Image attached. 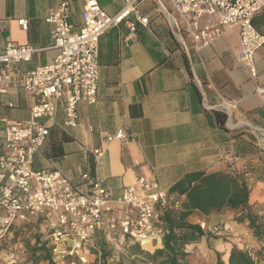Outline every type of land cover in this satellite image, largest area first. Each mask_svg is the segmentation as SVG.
<instances>
[{"label":"crops","instance_id":"1","mask_svg":"<svg viewBox=\"0 0 264 264\" xmlns=\"http://www.w3.org/2000/svg\"><path fill=\"white\" fill-rule=\"evenodd\" d=\"M64 1L70 3V22L79 31L85 0H0L2 43L11 41L39 50L31 61L17 65L22 73L55 58L54 25L46 18ZM98 1L111 16L125 5L123 0ZM140 10L150 21L147 27L139 26L134 36L123 25L100 36V82L95 100L78 105L79 120L74 127L64 124V100L57 102L55 121L49 123L50 133L34 157L33 169L59 171L83 192L89 191L81 180L83 174L102 178L103 186L112 193L113 213L120 215L123 206L117 201L136 176L153 175L168 191L188 173L228 166L241 173L249 168L253 175L251 202L264 210V102L256 94L258 87L264 88V47L255 55L257 78L253 79L236 58L240 44L237 27L226 28L221 38L197 56L189 36L184 34L183 42L177 39L169 23L170 16H177L167 0H147ZM20 20L28 22L27 29L19 25ZM254 25L264 35L263 13L254 18ZM225 101H238L231 117L221 109ZM3 102V118L25 122L36 101L20 83L12 81ZM10 103L14 108L8 107ZM216 112L227 116L224 127ZM119 129L125 131L127 141L107 142ZM2 131L0 125V151ZM98 148L105 150L99 160L93 153ZM227 217L223 213L201 218ZM230 226L226 220L224 228L231 231ZM231 247L215 244L224 257ZM93 259L94 255L87 256L88 263Z\"/></svg>","mask_w":264,"mask_h":264},{"label":"built area","instance_id":"2","mask_svg":"<svg viewBox=\"0 0 264 264\" xmlns=\"http://www.w3.org/2000/svg\"><path fill=\"white\" fill-rule=\"evenodd\" d=\"M145 1L123 0L124 7L111 16L98 0H85L79 31L70 22V3L62 2L46 18L54 25L52 48L57 54L49 64L27 73H22L17 65L31 61L39 50L11 41L3 44L0 21V264H22L28 257L21 238L15 244L9 243L13 228L27 223H41V231L54 246L59 264H65L68 256L88 263L87 256L99 233L119 251L127 243L142 249L162 248L164 230L157 224V208H174L177 202L153 175L136 176L117 201L123 210L115 215L112 193L103 186L102 178L83 174L81 180L89 187L88 192H83L59 171L33 169L34 157L50 133L49 123L55 121L57 102L64 100V124L74 127L79 120L78 105L95 100L100 82V36L121 25L130 36L136 34L139 26L147 27L150 18L140 10ZM167 1L177 16H170L169 20L177 39L183 42V35L189 36L197 56L221 38L226 28L237 27L240 44L236 58L246 65L253 79L257 78L255 55L264 47V35L254 26V18L264 14V0ZM159 7L165 13L162 3ZM204 18L207 21L203 23ZM18 23L27 29L26 20ZM12 81L20 83L36 101L25 122L6 120L1 115L3 97ZM256 94L264 102V88L258 87ZM237 105L238 101H225L221 109L231 117ZM8 107L14 108V104ZM41 119L46 123H41ZM127 139L122 129L106 138L107 142ZM93 153L99 160L105 150L98 148ZM245 177L253 179L250 172ZM200 226L216 235H226L224 227L210 228L206 222Z\"/></svg>","mask_w":264,"mask_h":264},{"label":"trees","instance_id":"3","mask_svg":"<svg viewBox=\"0 0 264 264\" xmlns=\"http://www.w3.org/2000/svg\"><path fill=\"white\" fill-rule=\"evenodd\" d=\"M216 118L220 126L224 127L227 116L216 112ZM247 172H250L249 168L238 173L228 166L218 171L188 173L177 181L168 190L177 206L157 208V224L164 230L162 248L142 249L137 244L127 243L123 252H120L113 249L104 235L99 233L91 248L93 261L83 263L77 257L68 256L65 264H194L195 255L187 247L208 240L210 230H203L200 223L190 219L196 214L209 218L223 213H233L236 223L247 225L262 247L252 255L235 246L227 238L229 231L225 230L224 237L232 247L226 257L223 252L215 251V264H259L264 258V216L258 214L255 204L251 202L253 186L252 181L245 177ZM41 230V223H27L13 228L17 237L30 231L24 240L28 257L22 264H59L54 246Z\"/></svg>","mask_w":264,"mask_h":264},{"label":"rangeland","instance_id":"4","mask_svg":"<svg viewBox=\"0 0 264 264\" xmlns=\"http://www.w3.org/2000/svg\"><path fill=\"white\" fill-rule=\"evenodd\" d=\"M1 141V140H0ZM256 210H258V214L260 216H264V210H261L257 208L255 205ZM235 215L233 213H228V217L226 219H216L211 221L202 220L201 216L199 215H194L190 220L195 223H201V222H206L208 226H211V228H214L216 226L218 227H225V221L229 220L230 221V227L232 230H229V238L231 241L234 242L235 246L247 250L250 252L252 255H255L262 247L261 243L258 242V240L253 236V234L249 231L247 228V225L245 224H238L234 221ZM210 224H209V223ZM232 222V223H231ZM30 231H27L25 235H22L20 237L15 236L13 233L10 237L9 243L15 244V242L21 238V240L24 242L28 236ZM209 239H204L202 242L197 243L196 247L194 249H190L189 251L192 252L195 255V263L194 264H200V263H206V264H215V244L216 245H224L230 248V241L226 239V235H216L214 233H209L208 234ZM114 249V248H113ZM121 250V249H120ZM119 251V250H118ZM120 252H123L121 250ZM200 262V263H199ZM259 264H264V258Z\"/></svg>","mask_w":264,"mask_h":264}]
</instances>
